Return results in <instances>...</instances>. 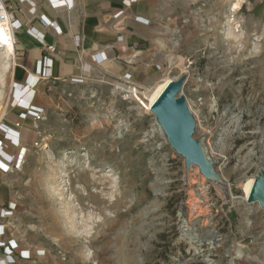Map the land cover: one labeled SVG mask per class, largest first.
<instances>
[{
	"label": "rangeland",
	"instance_id": "1",
	"mask_svg": "<svg viewBox=\"0 0 264 264\" xmlns=\"http://www.w3.org/2000/svg\"><path fill=\"white\" fill-rule=\"evenodd\" d=\"M160 4L148 76L43 80L29 107L39 121L21 117L0 47V120L20 121L29 142L40 134L24 167L1 177L19 202L3 264H264V207L232 198L264 170V0ZM179 76L224 185L187 165L129 92Z\"/></svg>",
	"mask_w": 264,
	"mask_h": 264
},
{
	"label": "crops",
	"instance_id": "2",
	"mask_svg": "<svg viewBox=\"0 0 264 264\" xmlns=\"http://www.w3.org/2000/svg\"><path fill=\"white\" fill-rule=\"evenodd\" d=\"M64 1L66 4L55 0L9 1L13 15L21 23L14 33L11 54L16 71L14 80L18 95H26L28 105L34 104L37 85L47 79L74 82L88 79L95 71L118 79L130 75L135 81L149 75L152 62L147 60L154 55L148 50L155 39V18L161 0ZM67 4L72 8H67ZM120 10L123 13L115 16ZM136 16L148 23L138 22ZM97 55L103 60L96 62ZM17 109L23 111L22 107ZM9 122L13 132L14 121ZM19 132L23 139H28L26 128ZM2 176L0 208L11 204L15 216L19 202L4 192ZM0 262L4 263L1 257Z\"/></svg>",
	"mask_w": 264,
	"mask_h": 264
},
{
	"label": "water",
	"instance_id": "3",
	"mask_svg": "<svg viewBox=\"0 0 264 264\" xmlns=\"http://www.w3.org/2000/svg\"><path fill=\"white\" fill-rule=\"evenodd\" d=\"M182 80V76L171 80L156 98L150 111L164 130L170 145L185 158L187 165L194 163L205 168L202 147L199 140L194 137V115L190 113L186 100L181 95ZM212 180L224 185L221 179ZM249 200L258 201L260 206L264 207V170L256 179Z\"/></svg>",
	"mask_w": 264,
	"mask_h": 264
},
{
	"label": "built area",
	"instance_id": "4",
	"mask_svg": "<svg viewBox=\"0 0 264 264\" xmlns=\"http://www.w3.org/2000/svg\"><path fill=\"white\" fill-rule=\"evenodd\" d=\"M10 0H0V24H2L6 30L7 33H9L13 39V45H14V33L15 30L21 27V23L19 22L18 18H16L13 15V8L9 3ZM27 1V0H26ZM57 1L58 4L65 3L64 0ZM66 4V3H65ZM67 8H72L71 4L66 5ZM123 13L122 10L118 11L115 16L121 15ZM54 26V22L50 23ZM32 31V30H30ZM34 33V32H33ZM78 42L79 38L77 35L74 36ZM51 49L54 48L53 45L50 46ZM98 59L96 62H100L103 60V57L101 55H97ZM82 80V78H80ZM129 87L132 88L133 92L135 91L134 98L138 102V106L140 107H146L145 102L147 99H145L144 95H141V93L137 90L136 86L130 85ZM139 93L140 96L137 94ZM15 103L22 104L25 109L27 110L24 112V110L21 112V117H31L36 121H39L42 118V112L41 111H31L29 110L30 106L26 103V95L21 94L20 97L16 99ZM150 111V110H149ZM24 129V127L21 125L20 121H17L14 124L13 132L12 129L5 124L2 117L0 120V176L6 175L9 173H15L20 171L24 166V163L27 159L29 148L33 145H36L38 143V139L40 134H38L36 131L33 130L31 134L33 135L32 142H29L28 140L23 139L22 135L20 134L19 130ZM14 207L11 204L4 205L0 208V248H8L5 243L6 241L2 240L3 235L5 234L6 230L5 228L8 227L9 224V218L12 216V211Z\"/></svg>",
	"mask_w": 264,
	"mask_h": 264
},
{
	"label": "bare ground",
	"instance_id": "5",
	"mask_svg": "<svg viewBox=\"0 0 264 264\" xmlns=\"http://www.w3.org/2000/svg\"><path fill=\"white\" fill-rule=\"evenodd\" d=\"M0 47H5L6 51L9 54H12V50H13V39L11 37V35L9 33L6 32L4 26L2 24H0ZM173 80L171 78H164L162 80H159L157 82V84L155 86H153L152 88H149L146 90L144 97L145 99H147V101L145 102V106L146 107H137L138 110H146L149 111L151 109L152 104L156 101V98L159 96V94L162 92V90L169 84V82ZM120 85V84H118ZM129 92L133 93V90L131 87H129ZM120 89H125L124 86H121ZM135 92V91H134ZM200 145L203 143V139H198ZM202 147V151L204 154V161L206 163V167L205 168H201L198 164V168L200 169V171L202 172V174L206 175V177H211L212 179H221L220 176H218L214 169H213V161L212 159H209L206 156V149L203 147V145H201ZM190 166V165H189ZM203 171H202V170ZM189 171V170H188ZM261 170L256 172V176H253L251 178H248L242 185V196L239 197H232L234 199L235 202H237L244 210L247 209L248 204L251 203H255L256 205L259 204V202L255 201V202H251L249 200V197L252 193V189L253 186L256 183V179L260 176ZM261 207V206H260Z\"/></svg>",
	"mask_w": 264,
	"mask_h": 264
}]
</instances>
